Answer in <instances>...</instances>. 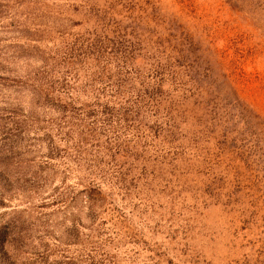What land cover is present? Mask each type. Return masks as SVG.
<instances>
[{"label": "rangeland", "instance_id": "rangeland-1", "mask_svg": "<svg viewBox=\"0 0 264 264\" xmlns=\"http://www.w3.org/2000/svg\"><path fill=\"white\" fill-rule=\"evenodd\" d=\"M0 264H264V0H0Z\"/></svg>", "mask_w": 264, "mask_h": 264}]
</instances>
